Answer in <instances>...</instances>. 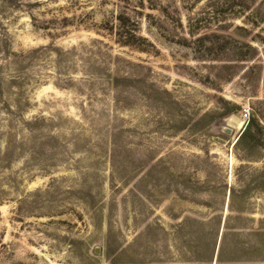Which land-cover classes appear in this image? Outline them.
<instances>
[{"label": "rangeland", "instance_id": "obj_1", "mask_svg": "<svg viewBox=\"0 0 264 264\" xmlns=\"http://www.w3.org/2000/svg\"><path fill=\"white\" fill-rule=\"evenodd\" d=\"M0 264H264V0H0Z\"/></svg>", "mask_w": 264, "mask_h": 264}, {"label": "trees", "instance_id": "obj_2", "mask_svg": "<svg viewBox=\"0 0 264 264\" xmlns=\"http://www.w3.org/2000/svg\"><path fill=\"white\" fill-rule=\"evenodd\" d=\"M253 122H254V118L252 117V118L249 119V123H248L247 126L244 128V130L242 131V133H241V135L239 136V138L245 136V135L249 132L250 127H251V125L253 124Z\"/></svg>", "mask_w": 264, "mask_h": 264}, {"label": "built area", "instance_id": "obj_3", "mask_svg": "<svg viewBox=\"0 0 264 264\" xmlns=\"http://www.w3.org/2000/svg\"><path fill=\"white\" fill-rule=\"evenodd\" d=\"M248 114H249V110H248V108H247V107L243 108V109H242V117H243L244 119H247V118H248Z\"/></svg>", "mask_w": 264, "mask_h": 264}, {"label": "water", "instance_id": "obj_4", "mask_svg": "<svg viewBox=\"0 0 264 264\" xmlns=\"http://www.w3.org/2000/svg\"><path fill=\"white\" fill-rule=\"evenodd\" d=\"M229 129H227V131H228Z\"/></svg>", "mask_w": 264, "mask_h": 264}]
</instances>
